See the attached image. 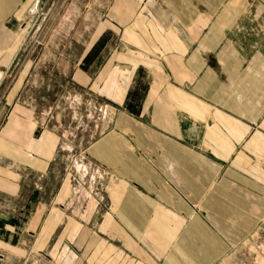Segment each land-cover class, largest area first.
Segmentation results:
<instances>
[{"label":"crops","instance_id":"1","mask_svg":"<svg viewBox=\"0 0 264 264\" xmlns=\"http://www.w3.org/2000/svg\"><path fill=\"white\" fill-rule=\"evenodd\" d=\"M38 3L0 0V264L214 262L264 211V0H112L122 47L73 70L117 109L84 150L103 193L49 191L60 132L7 75Z\"/></svg>","mask_w":264,"mask_h":264},{"label":"rangeland","instance_id":"2","mask_svg":"<svg viewBox=\"0 0 264 264\" xmlns=\"http://www.w3.org/2000/svg\"><path fill=\"white\" fill-rule=\"evenodd\" d=\"M143 1L136 0L138 10ZM111 2L39 0L33 14L24 20L21 48L7 75L14 77L19 66L28 68L19 102L33 108L43 126L60 132L61 147L47 177L51 192L57 190L66 176L77 190L86 187L103 193L105 189V173L88 163L84 150L112 124L117 109L105 107L104 103L110 102L75 84L73 70L84 63H101V57L109 49V46L103 48L107 43L122 47L121 31H116L108 22ZM140 80V88L129 93V105L139 101L144 78ZM247 230L246 233L243 230L239 241L227 242L225 251L211 264H264V211L259 214L255 227ZM28 252L34 259L42 255L36 248Z\"/></svg>","mask_w":264,"mask_h":264}]
</instances>
